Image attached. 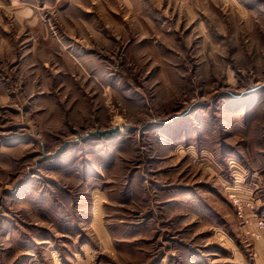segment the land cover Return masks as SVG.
<instances>
[{"label":"rangeland","instance_id":"obj_1","mask_svg":"<svg viewBox=\"0 0 264 264\" xmlns=\"http://www.w3.org/2000/svg\"><path fill=\"white\" fill-rule=\"evenodd\" d=\"M259 219L264 0H0V264H255Z\"/></svg>","mask_w":264,"mask_h":264},{"label":"built area","instance_id":"obj_2","mask_svg":"<svg viewBox=\"0 0 264 264\" xmlns=\"http://www.w3.org/2000/svg\"><path fill=\"white\" fill-rule=\"evenodd\" d=\"M228 191H230L229 193L231 194V200L237 208V215L240 219H242V221L244 222L243 224L245 226V224H248L251 221L248 215L249 213H253L251 212L253 210V206L251 204L244 203V197L242 196L243 194L239 192L238 187L229 188ZM248 207H250L251 209H248ZM257 227L258 230L264 227V221L262 219L257 220ZM251 236L256 239L261 238V235L257 231L251 233Z\"/></svg>","mask_w":264,"mask_h":264},{"label":"water","instance_id":"obj_3","mask_svg":"<svg viewBox=\"0 0 264 264\" xmlns=\"http://www.w3.org/2000/svg\"><path fill=\"white\" fill-rule=\"evenodd\" d=\"M119 131H120L119 126H116L114 128H111V129H105V130H100L99 128H97L95 131L87 132L85 135L78 134V137L74 140V142H79V141L85 140V139L89 138L90 136H98L101 138H105L107 136L117 134V133H119Z\"/></svg>","mask_w":264,"mask_h":264},{"label":"crops","instance_id":"obj_4","mask_svg":"<svg viewBox=\"0 0 264 264\" xmlns=\"http://www.w3.org/2000/svg\"><path fill=\"white\" fill-rule=\"evenodd\" d=\"M256 260H255V264H264V236L262 237V239L258 240L256 243Z\"/></svg>","mask_w":264,"mask_h":264}]
</instances>
